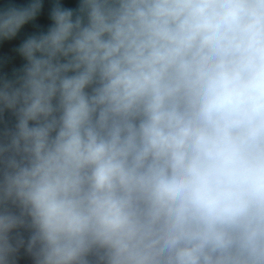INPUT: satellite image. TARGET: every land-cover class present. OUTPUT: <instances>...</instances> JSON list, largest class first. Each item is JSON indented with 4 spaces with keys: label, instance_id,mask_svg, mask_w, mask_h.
Wrapping results in <instances>:
<instances>
[{
    "label": "clouds",
    "instance_id": "9594fccd",
    "mask_svg": "<svg viewBox=\"0 0 264 264\" xmlns=\"http://www.w3.org/2000/svg\"><path fill=\"white\" fill-rule=\"evenodd\" d=\"M0 264H264V0H0Z\"/></svg>",
    "mask_w": 264,
    "mask_h": 264
}]
</instances>
